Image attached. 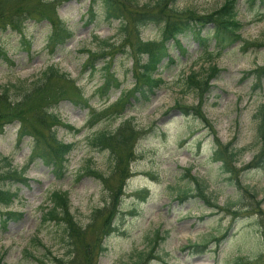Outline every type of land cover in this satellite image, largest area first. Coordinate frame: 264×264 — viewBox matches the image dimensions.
<instances>
[{
  "label": "rangeland",
  "instance_id": "obj_1",
  "mask_svg": "<svg viewBox=\"0 0 264 264\" xmlns=\"http://www.w3.org/2000/svg\"><path fill=\"white\" fill-rule=\"evenodd\" d=\"M135 1L139 5L150 2ZM224 1L177 0L175 7L204 15ZM236 1L238 19L244 24L241 37L264 43V4ZM89 5L90 0H62L58 4L59 18L73 32L64 46L54 48L49 44L46 21L29 20L21 31L0 30V45L7 57L0 60V91L19 82L30 83L47 66L54 65L77 82L95 111L113 103L119 92L104 104L103 99L93 97L103 82L101 74L82 69L87 59L84 50L97 49V40L120 45L118 23L105 22L101 11H97L93 23H88ZM140 37L159 40L161 25L142 28ZM178 38L186 52L181 55L174 47L170 50L176 64L159 70L164 85L149 104L131 101L121 115L124 120L132 117L144 134L136 146L137 159L130 165L133 174L125 185L114 222L116 231L102 239L106 251L96 264H133L140 257L150 256L145 264H264V166L242 172L237 186L211 160L214 137L210 128L194 114L186 115L174 106L198 104L197 94L185 90V77L192 71L202 74L214 64L219 73L204 96L202 113L220 143L243 149L236 166H246L259 150L256 115L264 108V78L257 86L254 76L247 73L264 67V47L244 50L239 43L226 44L223 52L208 63L196 39ZM206 45L211 52L216 48L212 38ZM131 65L129 58L120 54L113 57L112 70L123 78L124 91L132 88ZM55 113L63 124L81 130L76 134L58 127L56 131L58 140L75 147L69 156L68 172L57 180L37 161L26 172L27 184L8 185L17 193L8 210L20 217L0 223L1 264H55L54 257L64 256L67 247L62 226L41 222L42 208L47 207L52 192H67L70 211L84 228L92 223V211L109 203V193L97 179L86 175L85 169L109 172L108 153L91 147L89 140L98 132L117 129L120 118L111 117L88 128L89 109L69 101L59 103ZM0 155L11 159L19 169L28 161L30 139H18L17 123L7 125L0 133ZM187 169L207 186L206 197L218 207L227 208L225 211L216 212L202 199L189 197L196 194V186ZM184 191L188 197L179 198ZM95 234L98 236L99 231ZM193 244L204 248L197 252Z\"/></svg>",
  "mask_w": 264,
  "mask_h": 264
},
{
  "label": "trees",
  "instance_id": "obj_2",
  "mask_svg": "<svg viewBox=\"0 0 264 264\" xmlns=\"http://www.w3.org/2000/svg\"><path fill=\"white\" fill-rule=\"evenodd\" d=\"M62 0H0V30L21 31L29 20L46 21L50 27L48 42L52 47L64 46L73 37L72 31L59 18L57 6ZM251 3L264 0H250ZM177 0H150L139 5L135 0H90L87 16L88 23H93L97 11H101L105 22L118 23L117 33L120 45L114 41L97 40L98 48L84 50L87 59L83 72L99 73L103 82L93 97L103 99L104 104L110 96L119 92V97L112 104L106 105L97 112L90 106V98H86L83 90L75 80L62 73L54 65L47 66L30 83L19 82L0 91V133L7 125L18 124V139H30V156L19 169L12 165L11 159L0 155V223L15 218L9 207L17 198L16 191L10 185L27 184L26 172L30 165L40 162L50 169L57 180H61L68 172L69 156L74 151V144L64 143L57 138V128L63 127L78 134L75 129L61 122L55 113L56 107L63 101H69L76 107L89 109L90 116L86 127L92 128L99 122L113 117L121 119L126 105L131 101L138 105H147L164 85L160 69L176 64L170 50L174 47L181 55L186 49L178 39L179 36H191L203 48L202 54L208 63L220 55L226 44L239 43L241 47H264V43L249 42L241 37L244 24L238 19L237 1L225 0L211 13L199 15L193 10H178ZM97 8V10H95ZM150 24L161 25L162 37L159 40H143L140 37L142 28ZM205 35L201 33L207 30ZM215 42L214 51H210L209 39ZM171 43V44H170ZM122 55L131 59L132 88L124 91L123 78L116 76L112 70L113 57ZM0 60H7L6 51L0 45ZM101 64V66H100ZM219 73L214 64L202 74L190 72L185 77V90L196 93L198 104L174 106L182 113L194 114L214 137L211 159L219 163V170L240 186V173L264 166V108L257 111L259 150L253 160L241 169L235 167L243 150L234 149L231 143L221 144L214 136L215 132L202 113L205 94L211 89L210 82ZM254 76L260 85L264 78V67L256 68L247 73ZM185 92V91H183ZM118 116V117H116ZM121 116V117H120ZM144 132L140 131L130 117L122 120L114 131H101L89 140L91 147L107 152L109 156V172L107 174L86 168L85 173L97 179L109 193V203L103 209L92 212V223L85 228L78 224L70 212V201L66 192L54 191L48 197L47 207L42 208L41 222L56 223L63 228L66 253L61 258L54 257L55 264H96L98 256L106 251L102 239L116 231L113 223L119 212V206L125 195L126 181L132 176L130 165L137 159L136 146ZM189 172V170L187 171ZM196 186V194L210 207L221 210L216 203L206 197V185L188 175ZM9 185V186H8ZM187 191L180 193L179 198H187ZM100 221V226L97 222ZM94 224V226H92ZM99 231L97 236L95 233ZM198 248V245L195 246ZM148 259H140L133 264H144ZM0 258V264H1Z\"/></svg>",
  "mask_w": 264,
  "mask_h": 264
}]
</instances>
